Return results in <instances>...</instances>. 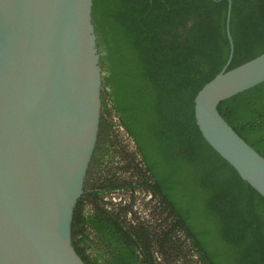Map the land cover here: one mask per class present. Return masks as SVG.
Returning a JSON list of instances; mask_svg holds the SVG:
<instances>
[{"label":"trees","instance_id":"16d2710c","mask_svg":"<svg viewBox=\"0 0 264 264\" xmlns=\"http://www.w3.org/2000/svg\"><path fill=\"white\" fill-rule=\"evenodd\" d=\"M232 1L228 70L264 53V0ZM228 5L93 1L103 108L72 227L87 264H264V197L195 117L230 55ZM218 108L264 156V82Z\"/></svg>","mask_w":264,"mask_h":264},{"label":"water","instance_id":"95a60500","mask_svg":"<svg viewBox=\"0 0 264 264\" xmlns=\"http://www.w3.org/2000/svg\"><path fill=\"white\" fill-rule=\"evenodd\" d=\"M94 0H0V264H87L73 245L77 203L98 143L103 70ZM195 97L207 142L264 197V156L219 111L264 82V53Z\"/></svg>","mask_w":264,"mask_h":264}]
</instances>
